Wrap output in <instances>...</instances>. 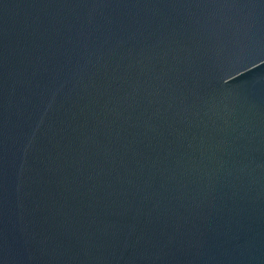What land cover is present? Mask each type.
Instances as JSON below:
<instances>
[{"label": "water", "instance_id": "water-1", "mask_svg": "<svg viewBox=\"0 0 264 264\" xmlns=\"http://www.w3.org/2000/svg\"><path fill=\"white\" fill-rule=\"evenodd\" d=\"M0 264H264V0H0Z\"/></svg>", "mask_w": 264, "mask_h": 264}]
</instances>
